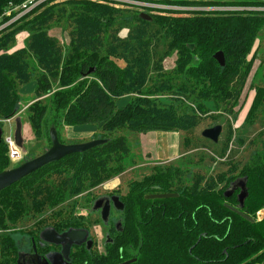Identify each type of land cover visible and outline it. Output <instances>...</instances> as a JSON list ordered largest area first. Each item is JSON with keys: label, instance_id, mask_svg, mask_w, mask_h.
Masks as SVG:
<instances>
[{"label": "trees", "instance_id": "16d2710c", "mask_svg": "<svg viewBox=\"0 0 264 264\" xmlns=\"http://www.w3.org/2000/svg\"><path fill=\"white\" fill-rule=\"evenodd\" d=\"M146 1L183 9H264V0ZM27 2L0 0V26L6 25L0 30V126L18 116L20 90L35 82L36 92L49 99L33 101L23 123L38 141L50 140L53 126L60 140L61 126L90 124L105 132L120 126L136 134H182L183 144L190 150L194 131L211 114L207 102L214 103L216 114L220 110L232 112L239 105L252 70L248 56L264 29V11L154 9L157 15H151L148 22L140 18V13L116 7L123 3L103 0H48L16 20L21 11L7 16ZM55 28L68 33L67 47L50 35ZM125 29L126 38H120ZM22 33L28 35L25 47L9 54ZM219 52L224 54V67L214 58ZM254 54L260 58L258 51ZM174 55L175 67L166 72L164 62ZM115 59L125 62V68ZM262 76L253 85L255 97L240 128L254 127L264 114V69ZM124 96L131 100L118 109L113 98ZM102 139L109 141L51 164L0 193V230H8L11 223L20 224L30 213L42 215L67 205L119 176L113 173L122 168L130 153L127 139ZM251 148L254 155L245 165L227 162L228 168L215 175L198 170L186 185L187 170L171 166L167 172H160L161 180L170 181V190L180 193L192 209L206 211V239L198 229L192 235V246L196 250L200 242H207V264H230L227 252L233 258L234 251L239 250L246 253L235 264L264 261V215L259 217L264 214V129L251 140ZM10 163L3 141L0 173L7 171ZM240 177L247 178L245 210L255 223L236 217L239 228L229 230L228 223L217 222L229 213L225 205L236 203L226 199L224 193ZM131 189L135 195L136 184ZM233 233L235 239L230 244ZM5 237L1 235L2 244ZM249 241L251 252L247 253Z\"/></svg>", "mask_w": 264, "mask_h": 264}, {"label": "flooded vegetation", "instance_id": "af4514ba", "mask_svg": "<svg viewBox=\"0 0 264 264\" xmlns=\"http://www.w3.org/2000/svg\"><path fill=\"white\" fill-rule=\"evenodd\" d=\"M171 166L159 164L154 175H141L135 183V195L131 185H120L117 191L102 196L92 194V191L86 192L82 195V201L79 200L81 196L77 197L67 205L44 213L36 222L11 223L4 233V244L0 236V264H175V256L178 264H207L204 258L208 250L207 242H200L201 246L196 250L192 246V235L198 229L206 239L207 213L198 207L192 209L187 200L181 199L180 193L170 190V181L161 180L160 172H167ZM189 175L185 176V185L190 183ZM240 179L247 178L232 181L225 192ZM239 194L240 190H236L226 198L232 202L236 200L235 204L226 205L237 208ZM162 195L178 197H155ZM97 201H100L98 210H94ZM79 202L84 204L81 210ZM75 205L78 206L74 209ZM106 208H109V214L104 220ZM227 210L229 213L219 217L221 219L217 223H228L229 230L238 229L235 219L241 217ZM241 211L247 214L245 206ZM97 226L102 228L100 237L94 233ZM47 230H53L58 236L71 230L84 231L87 235L81 244L71 243L66 254L69 243L57 244L44 240L42 234ZM234 239L235 233L228 242L231 244ZM246 246L247 253H250L251 241ZM195 251L200 252L202 257L193 255ZM182 252L188 255L187 261L179 259ZM234 252L236 255L233 258L229 257L230 252L226 254L230 264L238 262L241 255L246 253L241 250Z\"/></svg>", "mask_w": 264, "mask_h": 264}, {"label": "rangeland", "instance_id": "374dc122", "mask_svg": "<svg viewBox=\"0 0 264 264\" xmlns=\"http://www.w3.org/2000/svg\"><path fill=\"white\" fill-rule=\"evenodd\" d=\"M97 1V0H96ZM103 1H116L123 3L124 5H118L117 8L131 9L137 13L151 15H157L154 9L159 10H175V11H205V12H235V11H264V9H242V8H204V9H183L176 7H169L167 5H155L152 2L145 1H133V0H103ZM129 5L131 7L125 6ZM16 17L14 20H16ZM13 20V21H14ZM12 22V21H11ZM6 26V25H5ZM5 26H0L2 30ZM128 30H122L119 34L120 38H126ZM50 35L56 37L64 47H67L70 43L68 33L61 28H55L50 32ZM28 35L25 33L17 36V42L14 49L9 54H12L25 47V41ZM258 51L260 58H255L254 53ZM176 55L169 57L164 62V70L166 72L171 71L175 67ZM116 63L125 68L126 63L115 59ZM248 61L252 63V70L248 76V80L239 100V105L232 112H224L220 110L216 114V109L213 102H207V109L211 114L204 118L200 123L197 130L194 131V146L188 150L185 148L184 136L182 134L152 132L148 134H136L128 130H122L120 126L110 131H101L97 125H63L60 127L59 134L60 140L66 145L85 144L91 141L99 140L102 138H115L118 136H125L130 149L129 155L126 157L121 165V169H117L113 174L119 176L114 179L103 183L102 185L90 190L95 195H106L111 191H117L120 189V185L132 186L141 175H154L157 173L156 169L159 164L173 165L183 170H187L190 173L189 176L200 170L206 175H215L223 172L227 166V162H238L241 165H245L251 161L254 155L255 149L251 148V140L254 139L264 129V114L260 116L257 124L254 127H248L246 129L240 128L247 117L253 99L255 97L254 84L259 83L262 80V69H264V29L261 32L256 44L251 50V54L248 56ZM262 61V63H261ZM21 104L20 112L18 116L22 117L23 121L25 113L29 106L33 104V101L47 100L49 97L44 96L36 92V83L32 82L23 86L20 90ZM118 109L124 108L130 102V97L113 98ZM215 118H212V117ZM24 125V123H23ZM216 126H222L223 130L217 144L203 138L202 133L207 129H212ZM3 135H10L13 132V126L3 123L2 124ZM23 135L27 143L28 154L24 156L23 160L19 164L10 163L9 170L17 168L27 161L33 160L51 148L50 140L38 141L32 135L28 125H24ZM166 137V138H165ZM202 139V140H201ZM203 156V157H202ZM157 166V167H156ZM160 167V166H159ZM191 179V177H190ZM125 192V191H124ZM85 193L81 194L79 200L82 201ZM83 195V196H82ZM78 196V197H80ZM84 204L79 202L80 210ZM43 215V214H42ZM42 215L29 214L26 218L20 222L31 223L36 222ZM263 213L259 214V217H263ZM221 218H219L220 220ZM218 220V221H219ZM220 222V221H219ZM21 224V225H22ZM20 225V226H21ZM18 228H20L18 226ZM6 231L0 230V236ZM94 233L100 237L102 234L101 226L94 228ZM183 236V234H182ZM184 237V236H183ZM182 237V238H183ZM261 250V248H259ZM188 253V251H187ZM257 253V252H256ZM193 255L202 257V254L195 251ZM210 256H204L207 260ZM179 259L188 260V255L185 252L180 254ZM175 264H178L177 256H175ZM192 264V262H191Z\"/></svg>", "mask_w": 264, "mask_h": 264}, {"label": "water", "instance_id": "95a60500", "mask_svg": "<svg viewBox=\"0 0 264 264\" xmlns=\"http://www.w3.org/2000/svg\"><path fill=\"white\" fill-rule=\"evenodd\" d=\"M140 18L144 21L150 22L152 19L149 15L141 14ZM193 49V47H191ZM215 60L220 64V66H225V57L222 52H219L215 55ZM94 73V70L89 72V75ZM13 123L15 126L14 131V141L17 148L20 152L26 156L28 154L27 143L25 137L23 135V119L20 116H16L13 118ZM222 126H216L212 129H207L202 133L203 138L212 141L213 143L217 144L219 142L220 135L222 133ZM3 129L0 126V143H2L3 139ZM50 141H51V148L45 152L43 155L25 162L24 164L20 165L17 168L4 171L0 173V193L9 189L13 185L21 182L23 179L31 176L32 174L36 173L37 171L51 165L57 163L64 158L75 155V154H82L89 150L95 149L99 146L107 144L109 140H95L85 144H75V145H66L62 144L59 140L58 132L56 127L50 128ZM236 190H240V194L238 197L239 205L237 208L230 207L226 205V208L230 211L239 215L245 221L254 224L255 220L249 217L247 214L243 213L241 210L245 206V202L248 198V187H247V179H240L235 183H232L229 189L225 192V198H229L233 195ZM159 199H168V198H177L178 195H162V196H155ZM100 201L96 202L94 210H98ZM109 208H106L103 212L104 220L108 217ZM87 232L84 231H76L71 230L67 234L63 236H58L53 230H47L42 234V238L44 240L57 243V244H66L65 252L68 251L69 245L71 243L81 244ZM67 254V252H66ZM262 254V253H261Z\"/></svg>", "mask_w": 264, "mask_h": 264}, {"label": "built area", "instance_id": "2783aa9c", "mask_svg": "<svg viewBox=\"0 0 264 264\" xmlns=\"http://www.w3.org/2000/svg\"><path fill=\"white\" fill-rule=\"evenodd\" d=\"M46 1H48V0H28V2L26 4H24L23 6L10 10L7 13V16H10L11 12L21 11V14L18 16V18H20L21 16H23L24 14L28 13L33 8L38 6L39 4L45 3ZM3 123L8 124L10 126L11 125L13 126V132L10 135H6V136L3 135V141H4L5 145L8 147L9 159H10L11 163L19 164L22 162L24 155L20 152V150L15 145V141H14L15 126L13 123V119L6 120Z\"/></svg>", "mask_w": 264, "mask_h": 264}, {"label": "crops", "instance_id": "0c3cea01", "mask_svg": "<svg viewBox=\"0 0 264 264\" xmlns=\"http://www.w3.org/2000/svg\"><path fill=\"white\" fill-rule=\"evenodd\" d=\"M165 138H166V137H165ZM261 264H264V261H263Z\"/></svg>", "mask_w": 264, "mask_h": 264}]
</instances>
